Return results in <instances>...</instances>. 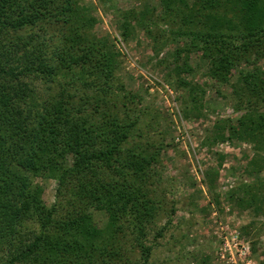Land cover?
I'll use <instances>...</instances> for the list:
<instances>
[{
  "label": "trees",
  "instance_id": "trees-1",
  "mask_svg": "<svg viewBox=\"0 0 264 264\" xmlns=\"http://www.w3.org/2000/svg\"><path fill=\"white\" fill-rule=\"evenodd\" d=\"M159 2L168 38L182 41L169 76L186 89L185 115L201 111L205 94L186 76L193 52L220 82L247 62L232 82L244 113L236 124L218 120L210 140H248L261 151L264 0ZM154 9L121 11L122 37L134 34L133 21L154 36ZM97 22L81 0H0V264H134L124 243L128 232L149 260L145 239L163 210L157 198L163 144L140 129L137 96L119 77L122 60L111 36L94 32ZM248 168L264 170V157H252ZM206 175L216 181L219 172ZM40 177L56 180L51 205ZM227 194L232 203L260 209L264 179ZM93 211L103 214L104 225Z\"/></svg>",
  "mask_w": 264,
  "mask_h": 264
},
{
  "label": "rangeland",
  "instance_id": "rangeland-1",
  "mask_svg": "<svg viewBox=\"0 0 264 264\" xmlns=\"http://www.w3.org/2000/svg\"><path fill=\"white\" fill-rule=\"evenodd\" d=\"M81 3L98 20L94 32L98 36H111L116 44L122 60L119 77L127 91L137 96L132 106L141 111L140 129L149 140L163 144L161 181L157 185V198L163 210L145 239V244L152 246L146 263L141 259L135 235L128 232L124 243L132 262L243 264L240 260L234 263L222 243L235 230L239 240L249 246L252 264H264V206L256 209L255 205H247V201L232 203L227 194L232 187L264 179V170L248 168L252 157L257 154L264 157V148L258 151L255 142L236 138L210 140L218 120L227 119L236 124L244 113L237 107L232 82L238 71L247 69L249 64L239 63L231 71V80L220 82L209 75L208 64L200 53L193 52L189 56L192 71L186 76L201 85L205 94L201 111L193 110L185 115L191 104L186 89L177 88L176 76H169L173 51L182 41L168 38L169 26L158 21L161 19L159 0H81ZM153 7L156 8L153 10L156 23L151 26L154 36L148 34L145 25L133 21L134 34L122 37L118 28L121 11ZM258 62L264 69V58ZM209 170L219 172L216 181L213 175H206ZM36 181L43 186L45 202L53 204L56 180L40 177ZM171 207L175 212L169 216ZM93 214L97 223L104 225L103 214L98 211ZM162 227L163 235L158 236L157 230ZM233 253L236 258L235 247ZM114 262L111 264H133Z\"/></svg>",
  "mask_w": 264,
  "mask_h": 264
},
{
  "label": "built area",
  "instance_id": "built-area-1",
  "mask_svg": "<svg viewBox=\"0 0 264 264\" xmlns=\"http://www.w3.org/2000/svg\"><path fill=\"white\" fill-rule=\"evenodd\" d=\"M118 39L121 40L120 37ZM236 232V233H235ZM222 243L227 247L225 249V252L227 249L229 250V253L231 255V260L236 263L238 260L242 261L243 264H252V259L250 258V249L249 246H246L241 240H239V234L237 231L234 230L232 232V236L230 238H225L222 240ZM236 248L238 256L235 258V255L233 253V247ZM225 256V254H223Z\"/></svg>",
  "mask_w": 264,
  "mask_h": 264
}]
</instances>
